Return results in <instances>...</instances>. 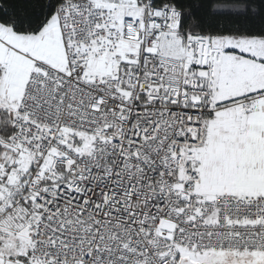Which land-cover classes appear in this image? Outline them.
Instances as JSON below:
<instances>
[{"label": "snow or ice", "instance_id": "1", "mask_svg": "<svg viewBox=\"0 0 264 264\" xmlns=\"http://www.w3.org/2000/svg\"><path fill=\"white\" fill-rule=\"evenodd\" d=\"M0 264H264V0H0Z\"/></svg>", "mask_w": 264, "mask_h": 264}]
</instances>
